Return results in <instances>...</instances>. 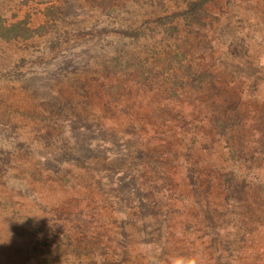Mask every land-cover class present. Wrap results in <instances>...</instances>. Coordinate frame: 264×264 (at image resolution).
I'll return each instance as SVG.
<instances>
[{
    "label": "rangeland",
    "instance_id": "374dc122",
    "mask_svg": "<svg viewBox=\"0 0 264 264\" xmlns=\"http://www.w3.org/2000/svg\"><path fill=\"white\" fill-rule=\"evenodd\" d=\"M189 1L0 0V264H264V0Z\"/></svg>",
    "mask_w": 264,
    "mask_h": 264
},
{
    "label": "trees",
    "instance_id": "16d2710c",
    "mask_svg": "<svg viewBox=\"0 0 264 264\" xmlns=\"http://www.w3.org/2000/svg\"><path fill=\"white\" fill-rule=\"evenodd\" d=\"M206 0H191L187 3L185 10L182 12L185 16L192 15L193 17L204 10ZM18 24L6 26L4 31H12ZM135 30H131L133 33ZM129 32V31H128ZM193 79L200 81L209 76V73L205 70H200L198 74H193Z\"/></svg>",
    "mask_w": 264,
    "mask_h": 264
}]
</instances>
